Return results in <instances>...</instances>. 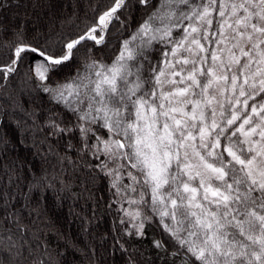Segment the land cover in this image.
Masks as SVG:
<instances>
[{
	"label": "snow or ice",
	"instance_id": "1",
	"mask_svg": "<svg viewBox=\"0 0 264 264\" xmlns=\"http://www.w3.org/2000/svg\"><path fill=\"white\" fill-rule=\"evenodd\" d=\"M134 10L145 15L110 64L88 48L84 71L67 75L80 47L106 45L114 22ZM9 31L0 20V36ZM12 36L0 39V91L24 68L22 85L72 113L68 125L50 116L25 126L34 136L78 134L82 166L108 180L124 235L143 237L156 219L173 241V264H264V0H112L77 34L29 40L15 28ZM4 99L14 110L13 97ZM2 167L11 185L15 166ZM6 187L0 264H51Z\"/></svg>",
	"mask_w": 264,
	"mask_h": 264
},
{
	"label": "trees",
	"instance_id": "2",
	"mask_svg": "<svg viewBox=\"0 0 264 264\" xmlns=\"http://www.w3.org/2000/svg\"><path fill=\"white\" fill-rule=\"evenodd\" d=\"M111 3L112 0H0V20L10 29L0 39H13L15 28L22 29L29 40H43L57 33L77 34L90 27L98 12ZM144 15L143 11L134 10L133 17L126 19L124 25L114 22L104 46L93 48L91 41L86 42L66 69L67 75L84 71L90 62L88 48L92 49L93 59L110 64L121 41L129 38ZM125 17L128 12L121 18ZM24 71L21 68L20 74L0 91V96L11 95L16 102L13 110L11 102L0 100L7 109V115H0V136L6 135L8 139L6 145L0 143V190L7 186L13 198L11 211L19 210L21 222L31 229L29 236L39 228L37 234L40 242L48 246L51 264H127L128 253L133 254L136 264H173V241L158 220L146 223L143 237L123 234L127 225L120 223L123 213L118 210L120 205L113 203L116 198L109 190L108 180L102 176L93 180L82 166L75 150L79 147L78 134L52 136L46 130L34 136L31 128L25 126V121L28 125L33 121L37 126L43 125L50 116L68 125L74 117L34 83L22 85ZM20 106L32 113L31 117ZM17 122L20 128L16 127ZM69 140L75 146L73 149L66 147ZM4 164L15 166L16 178L11 185H7ZM44 177L47 179L42 180ZM117 239L127 253L115 244ZM154 241H160L163 247H154ZM176 264L180 261L176 260Z\"/></svg>",
	"mask_w": 264,
	"mask_h": 264
},
{
	"label": "rangeland",
	"instance_id": "3",
	"mask_svg": "<svg viewBox=\"0 0 264 264\" xmlns=\"http://www.w3.org/2000/svg\"><path fill=\"white\" fill-rule=\"evenodd\" d=\"M127 207H128V206H127ZM127 207H126V208H127Z\"/></svg>",
	"mask_w": 264,
	"mask_h": 264
}]
</instances>
